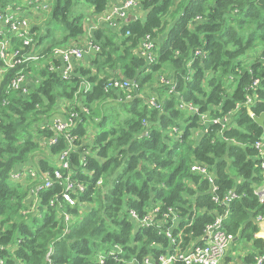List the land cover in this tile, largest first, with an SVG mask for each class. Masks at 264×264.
<instances>
[{"label": "trees", "instance_id": "obj_1", "mask_svg": "<svg viewBox=\"0 0 264 264\" xmlns=\"http://www.w3.org/2000/svg\"><path fill=\"white\" fill-rule=\"evenodd\" d=\"M111 3L54 0L44 11L50 12L46 27L32 23L40 18L30 14L34 40L22 53L41 59L8 69L0 80V261L48 264L52 245L54 264H100L101 252L120 245V260L108 257L104 264H144V257L169 253L173 246L162 229L139 227L129 211L144 215L157 205L180 212L175 235L191 223L183 231L184 248L227 212L212 200L208 181L191 170L198 162L214 172L219 195L237 193L224 217L225 230L235 236L225 260L238 263L240 247L246 245L247 254L238 264H255L264 253V240L256 236V217L264 213V205L255 194L264 181L255 148L264 128L251 113L264 112V0H143L144 19L131 16L118 30L101 27L94 32L100 52L76 63L70 78L58 68L51 70L62 63L51 56L53 48L84 36L88 13H103ZM35 4L0 0V11L11 5L23 13ZM81 7L91 10L85 13ZM146 35L160 41L152 64L138 52ZM11 38L14 49L23 47L18 35ZM19 72L29 78L26 94L10 89ZM163 77L175 85L174 91ZM112 78L136 80L140 88L127 98V90H106ZM149 89L161 108L148 105ZM181 99L211 118L229 115L227 128L203 126L199 114L179 108ZM70 111L79 117L72 131L80 139L77 145L86 142L71 159L73 179L87 185L79 196L87 206L71 207L61 200L63 186L57 183L40 193L36 211L25 213L32 206L34 182L14 181L12 173L28 163L41 171L55 169L52 154L66 149L68 142L61 136L58 144L42 146L41 137L53 135L42 125ZM91 121L94 130L87 125ZM54 197L62 209L49 205ZM63 211L75 218L68 231Z\"/></svg>", "mask_w": 264, "mask_h": 264}, {"label": "built area", "instance_id": "obj_2", "mask_svg": "<svg viewBox=\"0 0 264 264\" xmlns=\"http://www.w3.org/2000/svg\"><path fill=\"white\" fill-rule=\"evenodd\" d=\"M36 8L40 11L50 10L49 3L44 0H34ZM143 0H121L118 4H111L110 7L103 13L93 14L87 22L84 37L78 40H72L63 47H57L52 50L51 56L54 59H61L62 63L55 67L51 65L50 69L56 68L61 70L63 77H71L75 69V64L85 59V56L94 55L100 52L101 46L94 38V32L101 27L107 26L108 28L118 30L121 28L119 23L121 21H127L133 15V12L141 7ZM134 18H136L134 16ZM31 20L23 15L21 9L14 8L9 5L5 10L0 11V61L3 65L0 66V80L8 69L14 68L19 64H23L31 59H38L39 56H31L27 53H22L31 43H33V33L31 31ZM12 34L18 35L23 41V47L14 49L12 47ZM155 40L151 35L146 37L141 42L138 52L146 61L150 64L155 63L157 60V52ZM197 54H201L200 51ZM162 82L171 86L170 92L174 91L175 85L166 78H162ZM29 78L27 73L19 72L11 82L10 89L13 92L28 93L29 90ZM259 80H255L252 86L253 90L256 89ZM140 88L139 83L136 80H128L124 78H112L108 80L106 90H127V98H132V92L137 91ZM255 96H257L255 94ZM148 105L154 108H161L158 104L156 95H150L147 98ZM253 102V95H247L246 104L250 105ZM179 108L187 110L192 113L199 114L201 117V123L207 127L208 124L221 125L222 129L227 128L229 124V115L222 117L211 118L207 113H200V109L192 102H186L181 99ZM252 116L254 115L251 113ZM78 114L75 111L66 112L65 115H56L50 118L46 123L42 125V128H48L53 132L50 137H41L40 144L49 148L52 145H56L59 142V138L64 136L68 142L66 149L60 153L52 154V160L55 165V169L50 171H41L33 163L25 164L24 167L17 168L12 173L11 179L14 181H20L23 184L28 178H31L34 182L30 194L32 199V206L25 213H32L38 209L41 202L40 193L42 191H48L58 183L63 186V190L59 193L61 200L68 203L71 207L80 205L86 208L87 203H82L79 200V196L86 192L87 185L83 182L75 181L72 173V154L77 146H85L86 142L81 145H77V141H80L77 135L72 134L78 123ZM176 130V129H175ZM207 130V129H205ZM147 134V133H145ZM255 148L259 152L261 159V171L264 177V137H261L255 142ZM88 150H85V154ZM84 158V157H83ZM84 160V159H83ZM84 164V163H83ZM191 170L194 173L200 174L206 179L210 186L212 194V200L227 207V212L224 216H218L212 223L208 224L204 230V234L197 240H192L184 244L183 231L191 223L182 228L177 235L174 234V228L179 226V220L181 218L180 212L174 208L169 207L166 211H163L161 206H154L144 215H140L136 210L131 209L129 211L130 218L137 223L139 227H157L162 229L163 233L173 246V251L169 253H163L157 257L146 256L142 262L144 264H238L236 260L226 261L225 257L232 246L235 236L229 233L224 228V217L229 211V205L233 199L237 197V193L233 190L228 191L225 195H219V185L216 181V176L212 169L204 163H193ZM102 180L98 182L100 185ZM255 194L258 196L259 202L264 205V181L261 186L255 190ZM58 202V204H57ZM50 206H59L62 209L63 205L60 199L54 197L50 200ZM41 216V214H39ZM61 218L68 231L69 226L75 220V218L68 212H62ZM256 221L262 226L264 231V213L258 214ZM160 233V230H159ZM264 240V234L261 237ZM199 244H198V243ZM241 252V251H239ZM55 253L54 246L50 245L46 261L48 264H54L53 255ZM121 254H123L122 247L120 245H114L111 249L99 254V263L104 264L108 257L115 260H120ZM239 259V258H238ZM3 264V260L0 261ZM255 264H264V253L258 255L255 258Z\"/></svg>", "mask_w": 264, "mask_h": 264}, {"label": "rangeland", "instance_id": "obj_3", "mask_svg": "<svg viewBox=\"0 0 264 264\" xmlns=\"http://www.w3.org/2000/svg\"><path fill=\"white\" fill-rule=\"evenodd\" d=\"M53 1L54 0H44V2H50L49 3V7L51 8V3H53ZM36 5H34V6H29V7H27L26 9H24V11H23V15L24 16H26L27 18H31L30 17V14H32V13H34L35 15H36V18L37 17H39L40 18V22H39V20L38 19H35V20H33V22L32 23H38L40 26H41V23L43 24V26L44 27H46L47 26V18L49 19V16H50V12H44V11H40V10H38L36 7H35ZM81 10H84V12L86 13L88 10H91L90 8H88V7H81L80 8ZM137 12H139V11H141V12H139L138 13V16L141 18V19H144V17H145V11L144 10H141V8H139V9H137L136 10ZM43 12H44V15H43ZM172 12V11H171ZM170 12V13H171ZM169 13V14H170ZM33 14V15H34ZM168 14V15H169ZM41 15V16H40ZM47 15V16H46ZM92 14H91V11L88 13V16H87V19H89L90 18V16H91ZM167 15V16H168ZM180 15V12H178L177 14H176V17H178ZM167 16L165 17V20H167ZM168 19H170V17H168ZM87 22V20H85L84 21V23H86ZM41 31H44V30H41ZM159 43H160V41H158L157 40V48H158V46H159ZM66 45V44H65ZM39 48H40V46H39ZM37 56V55H36ZM41 58H39V59H31V61H38V60H40ZM161 81H162V79H161ZM152 91H153V89H149V93H151L152 95H153V93H152ZM149 93H147V94H149ZM87 125L89 126V129H92V130H94V123L91 121V122H88L87 123ZM88 136H89V138L91 137V132H90V130H89V133H88ZM38 156H39V153L35 156V159L37 160L38 159ZM102 183H103V181L101 182V184L100 185H102ZM99 185V186H100ZM240 245V244H239ZM241 246V245H240ZM240 250L241 251H243L244 249H243V247H240Z\"/></svg>", "mask_w": 264, "mask_h": 264}, {"label": "crops", "instance_id": "obj_4", "mask_svg": "<svg viewBox=\"0 0 264 264\" xmlns=\"http://www.w3.org/2000/svg\"><path fill=\"white\" fill-rule=\"evenodd\" d=\"M120 1L121 0H112V3L111 4H118V3H120ZM139 12H141V11H139ZM139 12H133V18H134V16L135 17H137L138 16V13ZM91 16H93V15H91ZM90 16V17H91ZM93 20H87V22H92ZM87 22L85 23V25L87 24ZM84 25V27H85V30H86V26ZM104 27H107V26H104ZM108 28V27H107ZM114 30V29H113ZM84 36H82L81 38H83ZM81 38H79V39H81ZM85 59H86V56H85ZM25 165H23V166H21V167H24ZM264 234V231L262 230V226L260 225V231L256 234V236L257 237H259V238H261L262 237V235ZM245 248H244V250L243 251H241V252H239L240 253V255L242 256V261H243V256H245L246 254H247V251H248V248H247V246L245 245L244 246Z\"/></svg>", "mask_w": 264, "mask_h": 264}, {"label": "water", "instance_id": "obj_5", "mask_svg": "<svg viewBox=\"0 0 264 264\" xmlns=\"http://www.w3.org/2000/svg\"><path fill=\"white\" fill-rule=\"evenodd\" d=\"M253 119L261 126L264 128V112L261 113L260 115H253ZM238 263H241V259H237Z\"/></svg>", "mask_w": 264, "mask_h": 264}, {"label": "bare ground", "instance_id": "obj_6", "mask_svg": "<svg viewBox=\"0 0 264 264\" xmlns=\"http://www.w3.org/2000/svg\"><path fill=\"white\" fill-rule=\"evenodd\" d=\"M134 12H136V11H134ZM124 21H121L120 23H119V26H121V24L123 23ZM63 46H65V45H59V46H57V47H63ZM57 47H54L53 49H55V48H57ZM67 78H70V77H67ZM159 104V103H158ZM160 105V104H159Z\"/></svg>", "mask_w": 264, "mask_h": 264}]
</instances>
